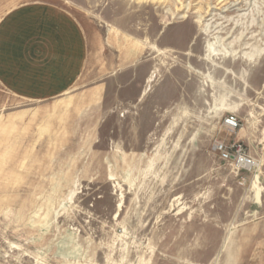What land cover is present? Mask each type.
Listing matches in <instances>:
<instances>
[{"label":"rangeland","instance_id":"obj_1","mask_svg":"<svg viewBox=\"0 0 264 264\" xmlns=\"http://www.w3.org/2000/svg\"><path fill=\"white\" fill-rule=\"evenodd\" d=\"M33 5L86 63L50 99L0 79V264H264V0H0V21Z\"/></svg>","mask_w":264,"mask_h":264},{"label":"crops","instance_id":"obj_2","mask_svg":"<svg viewBox=\"0 0 264 264\" xmlns=\"http://www.w3.org/2000/svg\"><path fill=\"white\" fill-rule=\"evenodd\" d=\"M66 18L33 5L11 10L0 21V79L9 91L50 99L76 83L86 59L71 45L78 30ZM54 29L65 30L63 39Z\"/></svg>","mask_w":264,"mask_h":264},{"label":"built area","instance_id":"obj_3","mask_svg":"<svg viewBox=\"0 0 264 264\" xmlns=\"http://www.w3.org/2000/svg\"><path fill=\"white\" fill-rule=\"evenodd\" d=\"M226 125L229 129L235 130L239 127V122L235 117H228L226 119ZM218 151L224 160L230 162L237 175H241L255 168L254 159L245 152V148L242 145H235L230 149L224 144H221L218 146Z\"/></svg>","mask_w":264,"mask_h":264},{"label":"bare ground","instance_id":"obj_4","mask_svg":"<svg viewBox=\"0 0 264 264\" xmlns=\"http://www.w3.org/2000/svg\"><path fill=\"white\" fill-rule=\"evenodd\" d=\"M129 4V3H128ZM133 6V5H132ZM131 6V7H132ZM224 63V62H223ZM226 63H228V64H230L231 63V60H227V62ZM219 72H221V73H223V74H229V72H228V70L226 69V68H219V70H218ZM218 73V72H217ZM227 76V75H226Z\"/></svg>","mask_w":264,"mask_h":264}]
</instances>
